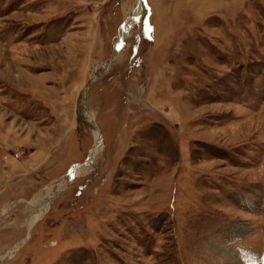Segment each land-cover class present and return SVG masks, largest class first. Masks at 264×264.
I'll return each mask as SVG.
<instances>
[{
  "label": "rangeland",
  "instance_id": "1",
  "mask_svg": "<svg viewBox=\"0 0 264 264\" xmlns=\"http://www.w3.org/2000/svg\"><path fill=\"white\" fill-rule=\"evenodd\" d=\"M141 1L0 0V264H264V0Z\"/></svg>",
  "mask_w": 264,
  "mask_h": 264
},
{
  "label": "bare ground",
  "instance_id": "2",
  "mask_svg": "<svg viewBox=\"0 0 264 264\" xmlns=\"http://www.w3.org/2000/svg\"><path fill=\"white\" fill-rule=\"evenodd\" d=\"M139 0H137V2H138ZM142 7H143V5H142ZM141 9L139 8L138 9V11H140ZM135 13H133L131 16H133V17H135L136 15H134ZM139 14V13H138ZM137 17H138V15H137ZM136 17V18H137ZM135 19V18H134ZM136 20V19H135ZM137 20H138V18H137ZM137 22V21H136ZM132 23H134V22H132ZM132 23H131V26H129V24H130V21H128V19H127V17L125 18V24L122 26L123 27V29H120V33H119V35H118V37H117V39H116V43H115V50H113L115 53H116V55L114 54V60L116 59V57L120 54V52H122L123 51V49H124V45H125V39H126V37L129 35V32H130V27H132L133 25H132ZM109 61V60H108ZM107 61V62H108ZM112 62V61H111ZM109 63V62H108ZM109 68V65L108 64H103V65H101V67L98 69V71L96 72V74H95V77H100L107 69ZM87 94V93H86ZM83 107H84V102H83ZM86 109L89 111L88 112V114H87V116H93V114L91 113V110L89 109V107H88V105L86 106ZM86 109H85V111H86ZM3 115V116H2ZM2 115H0V117L2 118V117H4L5 115H6V113H4V114H2ZM84 115V114H83ZM94 117V116H93ZM92 117V120L91 119H89L90 121H93L94 120V118ZM1 122V121H0ZM103 143H102V136H101V133H100V131L98 130V128H97V125H96V128H95V145L91 148V154H90V152H89V155H91V157L90 156H88V158H87V160L83 163V164H78L77 166H75V167H73L74 169H73V171H72V173L71 174H68L67 173V175H64L57 183H56V185H57V192L60 190V189H63V188H65V186L71 181L72 182V177H74L75 175L76 176H78V175H80V174H82L84 171H86V169H87V167L86 166H89V165H91L92 163H93V161H94V157L96 156V154L100 151V147L99 146H101ZM72 168V167H71ZM70 182V183H71ZM56 194V193H55ZM55 198V195H53L52 196V198L50 197L49 199H52V201H53V199ZM50 203H51V200H50ZM49 205V202H46L45 203V205L42 207V206H40V207H42L41 209H40V214H39V216L37 215V216H34L32 219H31V225L34 223L33 221H36L39 217H41V214H42V211H43V209L44 208H46L47 206ZM6 211V210H5ZM4 210L2 211V213H4L5 212ZM2 213H1V215H2ZM20 245H22V244H20ZM20 245H17L16 247H14L13 249H12V251L10 252V254H9V256H7V257H12L16 252H17V250L19 249V247H20ZM248 256V255H247ZM6 257V256H5ZM2 258V257H1ZM240 260H239V255H238V258L236 257L235 258V256H227V264H235V263H240L239 262ZM243 261V260H242Z\"/></svg>",
  "mask_w": 264,
  "mask_h": 264
},
{
  "label": "crops",
  "instance_id": "3",
  "mask_svg": "<svg viewBox=\"0 0 264 264\" xmlns=\"http://www.w3.org/2000/svg\"><path fill=\"white\" fill-rule=\"evenodd\" d=\"M59 15L60 16H57V17H55V18H51V19H49L47 22H46V24L47 23H52V22H54L55 20H61V22L62 23H64L63 24V28L65 29H69L70 27H71V23L70 24H68L69 23V21H70V17H71V15H72V17H75L76 15H78V11L76 10H66V11H63V13L61 12V13H59ZM63 19H67V21L66 22H63ZM73 20H75L74 18H73ZM45 24V25H46ZM42 25V23L40 24V26ZM44 31L45 30H42L41 32H43L44 33ZM37 33V39L38 38H40L39 37V33H38V31L36 32ZM43 38V37H42ZM42 38H40V39H42ZM44 42H48V41H44ZM157 42V41H156ZM49 43V42H48ZM161 44V42L159 43V45ZM31 105L32 104H28L26 107H25V109H26V111H28L29 110V108L31 107ZM35 106V105H34ZM29 112H25L24 113V115H28V116H31L30 114H28ZM1 123V122H0ZM1 125H3L2 123L0 124V127H1ZM2 139V138H1ZM4 142H5V140H4ZM4 150H5V148H3Z\"/></svg>",
  "mask_w": 264,
  "mask_h": 264
},
{
  "label": "water",
  "instance_id": "4",
  "mask_svg": "<svg viewBox=\"0 0 264 264\" xmlns=\"http://www.w3.org/2000/svg\"><path fill=\"white\" fill-rule=\"evenodd\" d=\"M140 4H141V10H140V15L142 14V12H143V7H142V1L140 0ZM139 15V16H140ZM125 24V23H124ZM114 54L116 55V53L115 52H112V54H111V57H110V59H109V63H111V61H113L114 60ZM92 126H96V124H94V125H92ZM71 172V170L69 171V173Z\"/></svg>",
  "mask_w": 264,
  "mask_h": 264
}]
</instances>
